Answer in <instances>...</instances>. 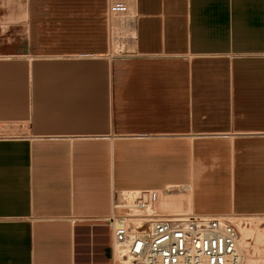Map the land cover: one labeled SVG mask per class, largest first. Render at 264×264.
<instances>
[{
    "label": "crops",
    "instance_id": "0c3cea01",
    "mask_svg": "<svg viewBox=\"0 0 264 264\" xmlns=\"http://www.w3.org/2000/svg\"><path fill=\"white\" fill-rule=\"evenodd\" d=\"M125 1L0 0V264H115L132 191L264 229V0Z\"/></svg>",
    "mask_w": 264,
    "mask_h": 264
},
{
    "label": "built area",
    "instance_id": "2783aa9c",
    "mask_svg": "<svg viewBox=\"0 0 264 264\" xmlns=\"http://www.w3.org/2000/svg\"><path fill=\"white\" fill-rule=\"evenodd\" d=\"M127 13L125 0H109V19ZM132 192L123 194L107 219L115 264H247L241 233L231 217L169 214L155 208L159 191ZM145 221L149 225L133 226Z\"/></svg>",
    "mask_w": 264,
    "mask_h": 264
},
{
    "label": "bare ground",
    "instance_id": "6f19581e",
    "mask_svg": "<svg viewBox=\"0 0 264 264\" xmlns=\"http://www.w3.org/2000/svg\"><path fill=\"white\" fill-rule=\"evenodd\" d=\"M116 16H120V15L111 16V25H112L113 18ZM118 25H119V21L117 18H115L113 22V33H115V31L118 30ZM111 40H112V36H111ZM115 44L116 43H114L113 48L114 46L117 45ZM187 190L190 191L191 190L190 187H185V186L184 187H174L173 186L172 188H169L165 191L156 192L155 194L157 195V198L155 200V208H158L159 210L163 212H167L169 214L189 212L190 211L189 194L187 193L188 192ZM123 194L125 196H128L134 193L125 192ZM229 217L232 218V222L236 225L239 232L241 233V236H242L241 242H242L243 249L245 251V255L247 258L246 259L247 264H264V229L259 228V222H257L254 219L257 217H251V216L236 217L235 215L229 216ZM138 224L135 223L133 224V226L138 228L140 227V224H142L143 226L149 225V223L146 221L140 222ZM252 228L257 229V232L255 233V243L256 244L251 238L248 237L249 231ZM248 239L251 240L252 246H249L248 241H247ZM253 244L256 246V248ZM121 262L117 264H121Z\"/></svg>",
    "mask_w": 264,
    "mask_h": 264
},
{
    "label": "rangeland",
    "instance_id": "374dc122",
    "mask_svg": "<svg viewBox=\"0 0 264 264\" xmlns=\"http://www.w3.org/2000/svg\"><path fill=\"white\" fill-rule=\"evenodd\" d=\"M107 18H108V16H107ZM122 20H124V18H122L121 19V21ZM108 21L111 23V19H109L108 18ZM111 27H112V25H111ZM122 27H123V25H122ZM124 28V27H123ZM117 33V31H115V33L114 34H116ZM111 36H112V31H111ZM119 41H118V47H117V49H115V50H113V48H112V42H111V54H110V57H113L112 59H114V60H118V59H122V58H124V57H126L125 56V52L126 51H130L129 49H128V44L126 43V40L124 39V33H122V30H120V39H118ZM128 41V40H127ZM115 43V42H114ZM257 222H259L260 223V221H261V219H260V217H257V218H254ZM259 220V221H258ZM257 232V229L256 228H252L250 231H249V235H248V237L249 238H251L253 241H254V243H255V233ZM253 243V242H252ZM256 244V243H255ZM254 245V244H253ZM252 246V245H251ZM255 246V245H254ZM252 248V247H251ZM255 248H256V246H255Z\"/></svg>",
    "mask_w": 264,
    "mask_h": 264
}]
</instances>
